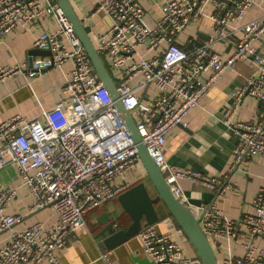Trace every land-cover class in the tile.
I'll list each match as a JSON object with an SVG mask.
<instances>
[{"label": "built area", "instance_id": "1", "mask_svg": "<svg viewBox=\"0 0 264 264\" xmlns=\"http://www.w3.org/2000/svg\"><path fill=\"white\" fill-rule=\"evenodd\" d=\"M256 1L170 0L153 27L144 24V8L138 0H96L93 13L102 12L111 21L95 47L108 65L122 107L130 111L142 142L175 197L192 207L215 253H225L219 264H264V249L253 243L264 237V185L253 199L254 211L240 221L231 220L214 205L192 206L180 180L209 186L217 193L227 183L175 168L164 150L171 130L186 125L187 116L225 72L250 59L258 72L245 80L234 100L239 104L245 96L254 97L259 109L256 121L233 126L237 143L232 170L249 163L252 156L264 157V54L258 47L264 36V15L245 23ZM211 4L215 11L209 16L210 40L192 38L188 46L180 45L178 38L206 16ZM49 15L56 17L59 28L39 35L34 47L50 51L51 56L34 58L32 64L0 67V86L24 73L38 78L52 69L62 71L64 78L62 96L54 108L33 119L16 114L0 123V231L23 221L22 215L6 213L18 195L17 188L2 183L1 172L9 166L17 167L22 187L34 198L30 212L50 208L56 222L49 228L35 223L12 231L0 248V264H62L57 251L86 226L90 211L132 187L121 180L141 164L117 102L99 80L55 0H0V46L18 26L33 25ZM217 42L233 43V53L224 58L212 48ZM68 63L72 69L66 72ZM165 222L173 225L170 218ZM139 235L150 264H202L185 256L172 233L143 226ZM234 244L243 249L242 256L232 254ZM104 258L112 264L107 255Z\"/></svg>", "mask_w": 264, "mask_h": 264}, {"label": "crops", "instance_id": "2", "mask_svg": "<svg viewBox=\"0 0 264 264\" xmlns=\"http://www.w3.org/2000/svg\"><path fill=\"white\" fill-rule=\"evenodd\" d=\"M94 45L99 36L111 26L106 14H93L96 0H69ZM144 8L143 22L153 27L163 14V7L170 0H138ZM215 11L214 5L205 9L204 16L197 24L190 25L178 38V43L188 46L189 39L199 42L209 41L212 34V20L209 18ZM264 2L257 0L248 12L245 23L262 18ZM59 28L55 16L49 15L41 22L30 26H18L15 31L3 40L0 46V67L29 64L30 58H37L34 41L44 33L54 32ZM231 42H217L212 48L228 58L234 51ZM264 54V36L258 44ZM70 63L64 66L70 71ZM257 67L250 59L237 62L236 66L225 72L219 82L211 89L200 105L187 116L186 125H180L169 133L165 147V157L175 168L201 172L226 182L221 193L209 186L181 179L180 185L184 195L192 206L214 205L234 221H240L247 213H252L253 199L264 185V157L252 156L249 163L232 170L234 147L237 135L233 126L237 123L256 121L259 109L258 99L245 96L239 104L234 94L249 77L255 76ZM64 83L62 71L52 69L38 78H31L24 73L9 79L0 86V123L8 118L23 114L28 119L40 116L44 111L54 108L62 96L60 85ZM231 125L232 127H229ZM145 170L140 164L137 169L127 173L121 181L134 186L144 181ZM2 183L6 187L17 188L18 195L6 210L9 215H22L23 221L11 230L0 231V248L4 246L12 231H21L35 223H43L46 228L56 222V216L50 208L30 212L34 198L22 187L19 171L9 166L1 172ZM229 185V186H228ZM153 194H155L153 192ZM160 222L155 225L159 233H172L181 246L185 256L197 258L184 233L176 227L173 218L165 207L159 205ZM192 212V207L189 208ZM170 218L173 225L165 221ZM117 222L106 235L99 236L107 226ZM132 223L118 198L103 204L86 215V226L80 228L70 238L63 250L57 251L62 264H107L105 255L112 264H150V257L144 252L140 235L131 238L115 249L108 250L103 240L111 233L126 229ZM243 234L245 230L241 227ZM253 243L264 249V237L255 238ZM243 249L234 244L232 254L242 256ZM223 253H216L218 262Z\"/></svg>", "mask_w": 264, "mask_h": 264}, {"label": "water", "instance_id": "3", "mask_svg": "<svg viewBox=\"0 0 264 264\" xmlns=\"http://www.w3.org/2000/svg\"><path fill=\"white\" fill-rule=\"evenodd\" d=\"M55 1L65 14L73 32L80 40L99 80L108 89L112 98L117 102L122 116L126 121L127 128L137 145L138 156L146 173L145 178L149 180V184L146 181H140L118 197V201L124 211L131 218L132 223L128 228L121 229L106 236L103 240L105 247L108 250L115 249L131 238L137 236L143 226L157 225L160 222L159 205L162 204L188 239L195 256L200 262L202 264H219L213 247L201 229L200 220L196 218L193 212L185 204L175 197L165 176L142 142L130 111L122 107L121 102L118 99L116 86L109 70L70 1ZM34 55L39 57H50L51 52L36 49ZM32 62L33 57L30 58V64H32ZM153 192L155 194H153ZM114 226H117L116 221L111 222L99 236L106 235L114 228Z\"/></svg>", "mask_w": 264, "mask_h": 264}, {"label": "trees", "instance_id": "4", "mask_svg": "<svg viewBox=\"0 0 264 264\" xmlns=\"http://www.w3.org/2000/svg\"><path fill=\"white\" fill-rule=\"evenodd\" d=\"M103 61H104V63H105V65H106V67H107V69H108V65H107V63H106V61H105V59L103 58ZM174 223H175V225H176V227H178V225L176 224V222L174 221ZM179 228V227H178ZM180 229V228H179Z\"/></svg>", "mask_w": 264, "mask_h": 264}, {"label": "rangeland", "instance_id": "5", "mask_svg": "<svg viewBox=\"0 0 264 264\" xmlns=\"http://www.w3.org/2000/svg\"><path fill=\"white\" fill-rule=\"evenodd\" d=\"M96 46V45H95ZM146 177V176H145ZM144 177V181H146L149 184V180H147V178Z\"/></svg>", "mask_w": 264, "mask_h": 264}]
</instances>
